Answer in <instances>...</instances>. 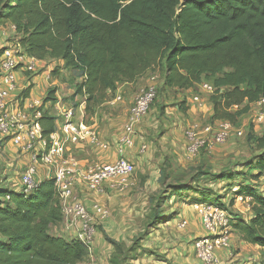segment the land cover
Listing matches in <instances>:
<instances>
[{
  "label": "trees",
  "instance_id": "trees-1",
  "mask_svg": "<svg viewBox=\"0 0 264 264\" xmlns=\"http://www.w3.org/2000/svg\"><path fill=\"white\" fill-rule=\"evenodd\" d=\"M3 23L13 27L12 40L27 56L80 71L78 93L88 98L162 63L165 89L193 92L213 78L214 121L232 124L264 99V0H0ZM32 88L29 83L23 98ZM42 102L55 104V91L47 90ZM39 122L48 139L55 118L43 111ZM256 146L255 173L233 187L236 196L251 199L250 217L234 215L230 227L246 244L264 249V191L255 185L264 181V128ZM62 222L53 179L37 181L26 194L0 186V264H82L85 246L51 231Z\"/></svg>",
  "mask_w": 264,
  "mask_h": 264
},
{
  "label": "rangeland",
  "instance_id": "rangeland-1",
  "mask_svg": "<svg viewBox=\"0 0 264 264\" xmlns=\"http://www.w3.org/2000/svg\"><path fill=\"white\" fill-rule=\"evenodd\" d=\"M2 31L6 33L5 38L12 39L7 23L1 24L0 33ZM46 62L47 66L36 69L35 76L17 71L26 79L23 90L29 83L34 86L32 80L49 67L48 90L57 92L59 107L74 109L77 117L83 104V122L107 146L106 149H100L84 145L82 152L73 146L64 160L80 167L108 162L107 159L112 157L113 149L118 144L112 140V135L121 133L127 114L118 111L119 101L113 103L114 91L95 93L90 98L82 96L78 93L83 81L80 71L67 68L59 60L48 59ZM162 66V63L158 64L155 73L146 76L147 80L156 77L157 94L147 115L135 128L133 146L126 148L136 157L132 161L135 172L129 178L131 185L121 192L104 185L99 195L85 190L83 186L73 187L75 197L89 210L96 203L108 212L106 219L95 220L91 254L82 264H201L191 250L196 238L189 243L183 240L188 229L192 228V221L198 222L196 233L207 236L201 228L196 204H202V201L218 202L231 217L238 215L244 220L250 217L247 201L242 196H236L233 187L250 181L255 173L251 168L257 161L256 157L261 154L256 140L264 128V104L250 105L248 111L231 124L243 130L242 137L230 136L224 143L206 146L195 156H190L186 150L188 140L185 131L193 124H197L201 131L204 127L216 126L218 121L212 120L211 104L202 93V98L208 99L204 105L184 113L186 107L183 101L189 94L163 88ZM204 80L213 82L210 77ZM226 90L228 88H221L219 92ZM38 92L37 89L35 93ZM120 99L122 101V97ZM243 107L233 108L232 112ZM45 111L55 114L51 113L54 112L53 107ZM199 131L198 135L203 136ZM210 135H207L208 140L211 139ZM142 147L144 152H140ZM22 167L19 174L24 171ZM255 185L256 188L264 187V181ZM183 207L185 212H180ZM186 212H190L189 216ZM167 218L170 220L167 221ZM179 220L187 221L184 230L178 229ZM169 222L171 224L166 225ZM68 224L69 221L63 220L61 228L52 227L53 235L63 232L67 236H75L74 228L66 230ZM229 230L230 249L216 252L217 264H264L263 248L246 244L231 227ZM70 231L72 235H69ZM97 240L99 246L96 245Z\"/></svg>",
  "mask_w": 264,
  "mask_h": 264
},
{
  "label": "built area",
  "instance_id": "built-area-1",
  "mask_svg": "<svg viewBox=\"0 0 264 264\" xmlns=\"http://www.w3.org/2000/svg\"><path fill=\"white\" fill-rule=\"evenodd\" d=\"M39 65L40 61L27 56L14 42L4 49L0 59V137L7 138L12 146L19 150V153L32 156L31 163L20 174L18 189L25 194L31 192L36 187L38 169L46 170L44 179L54 180L63 220L69 221L67 228H74V237L85 246L90 255L95 234V220L106 219L108 212L96 203L89 210L75 197L73 187L83 186L85 190L99 195L103 192L104 185L120 192L131 185L129 178L135 172V167L124 157V150L133 146L135 128L147 115L156 97V77H150L147 86L133 99L126 122L118 137L116 159L111 163L80 167L76 163L64 160L71 151L70 147L91 145L106 149L107 146L101 143L95 131L83 122V104L80 106L79 116L76 117L74 109H61L57 98L53 105L43 104V99L27 101L28 98H23L24 87L19 86L16 73L21 71L36 75ZM214 90L212 85L203 83L197 86L196 91H188L189 96L184 99L186 113L189 110L201 108ZM201 93L208 99H203ZM117 101L121 99L114 98L113 103ZM256 104L261 106L264 104V99ZM50 107L54 109L51 113L55 114H48L55 118L56 129L46 139L42 137L39 120L43 111ZM197 130L199 131L198 125L193 124L189 130L185 131L188 140L186 150L190 156H195L206 146L222 144L230 136L236 138L243 136L242 129H236L229 122L224 121H218L214 127L202 128L199 132L203 136H199ZM208 134H211L210 140L207 139ZM140 152H144V147L140 149ZM51 168L54 169L53 173ZM50 174L53 175L49 176ZM242 199L247 201L248 211H250L251 199L249 197H242ZM195 208L201 228L207 236L196 238L193 241L192 250L201 264H217L216 252L230 249L229 227L232 217L225 210L210 203L196 204ZM187 225L186 220H179L177 223L180 230H184Z\"/></svg>",
  "mask_w": 264,
  "mask_h": 264
},
{
  "label": "crops",
  "instance_id": "crops-1",
  "mask_svg": "<svg viewBox=\"0 0 264 264\" xmlns=\"http://www.w3.org/2000/svg\"><path fill=\"white\" fill-rule=\"evenodd\" d=\"M0 28H1V26H0ZM7 28L10 31L11 35H13L12 26L7 24ZM5 36H6V33L2 31V33H0V49L4 48V47H8L9 45H11V43L14 42L12 39L9 40L8 38H5ZM48 59L49 60H55V59L46 58L44 61H40V65H39L40 69L47 66L46 61ZM49 70H50L49 67H46L45 69H43L40 76H38L32 80L34 83V86L28 95L29 97H28L27 101H29L31 99L42 100L45 97V92L49 89V85H48V81H47L48 76H49ZM151 73H155V70L145 73L139 79H137L136 81H134L132 83H121L116 87V89L114 91L115 98H117V97L121 98L122 97V101H119V103L117 102L118 103V105H117L118 111L121 112L122 114L127 113L125 115L126 117H125L124 123L126 122L127 115L129 112V108L131 106V103L133 102L134 97L138 94L137 93L138 90L141 91V89H144L147 86L149 80L146 79V76L148 74H151ZM16 78H17V82H18L19 86L25 87V84H24L25 80L23 79V74L20 72L16 73ZM37 89L39 90V92L35 93V91ZM186 93H188V92L186 91ZM33 94H35V95H33ZM55 97L58 98L57 92L55 93ZM206 110H207V108H206ZM189 112H191V110H189ZM118 137H119V134L117 136L112 135V138H113L112 140L116 144L118 143ZM83 146L84 145L76 146V148L81 149L80 151L82 152ZM116 150H117V145L113 149L112 157L107 159L108 162H105V163H111L116 159ZM31 157H32L31 154L19 153V150L14 148L7 138H1L0 137V186L7 187L9 189H17L15 187H17L19 185V177H20L19 169H21V166H23L22 168H25L28 164H30L32 161ZM124 157L131 162L134 160V158H136L132 155V153L129 150H124ZM45 174H46V170H44L43 168H39L38 169V175H37V181L39 182V181L44 180V178H46ZM16 177L18 178V180H16ZM261 190L264 191V187H261ZM180 212H185L184 207L180 210ZM185 214H188V216H189L190 212H188V213L186 212ZM249 216H250V212L248 214V217ZM246 219H248V218H245V220ZM171 222H173V221H171ZM171 222L166 223V225H170ZM61 225L59 226L60 228H61ZM190 225L194 229H192V228L190 230L188 229L186 237L183 238V240L186 243H189L191 240L198 238V237H205V236L200 235V233H196L198 231L197 229H199L198 228V226H199L198 222L192 221ZM66 230H68V228ZM71 232L72 231L69 232L70 233L69 235H72ZM73 237H74V234H73ZM96 245L97 246L100 245L98 240L96 242Z\"/></svg>",
  "mask_w": 264,
  "mask_h": 264
}]
</instances>
